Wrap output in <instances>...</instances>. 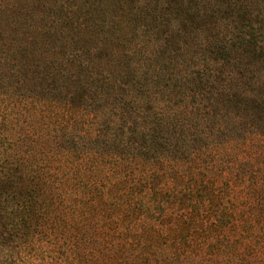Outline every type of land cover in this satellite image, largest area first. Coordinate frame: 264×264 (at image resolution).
Segmentation results:
<instances>
[{
    "label": "trees",
    "instance_id": "1",
    "mask_svg": "<svg viewBox=\"0 0 264 264\" xmlns=\"http://www.w3.org/2000/svg\"><path fill=\"white\" fill-rule=\"evenodd\" d=\"M247 1L215 2L242 28L264 12V0ZM259 32L238 44L258 61L213 65L208 56L189 65L197 77L187 79L122 77L86 46L91 64L80 54L67 64L69 95L58 86L62 63L40 58L11 69L0 83V182L12 193L0 192V214L16 251L0 264H264ZM52 47V55L64 51ZM36 74L37 89L53 88L23 93ZM115 90L106 111L100 94ZM14 106L37 107L36 137L17 130Z\"/></svg>",
    "mask_w": 264,
    "mask_h": 264
},
{
    "label": "rangeland",
    "instance_id": "2",
    "mask_svg": "<svg viewBox=\"0 0 264 264\" xmlns=\"http://www.w3.org/2000/svg\"><path fill=\"white\" fill-rule=\"evenodd\" d=\"M201 1L0 0V83L6 81L11 69L22 71L27 62L35 60L39 63V59L44 58L47 64L56 62L66 65L64 69L62 67L64 73L59 74L58 86L62 94L69 95L71 92L64 84L68 80L65 74L73 67L67 64L78 54L84 63L91 64L83 56L85 46L101 54L97 61L102 66L117 71L122 77L127 74L172 76L175 79L197 77L189 65H195V62L200 64L208 56L213 65L224 64L227 60L230 63L258 61L260 57L252 58L239 51L241 48L238 44L245 33L260 27L263 33L258 34V44L264 50V12L252 13L253 27L247 25L241 28L228 15L220 12L215 2L217 0ZM251 3L252 0L245 2L248 7H251ZM195 6L199 7L197 15L194 14ZM187 7L193 12L192 15L182 12ZM57 32L60 34H55ZM57 35L59 40L54 43ZM74 41H78V44H74ZM54 45L57 46L55 48L63 47L64 51L56 56L50 54V48ZM222 46L232 54L226 55ZM126 63L129 66H125ZM250 74L245 73L243 79L246 80ZM74 76L72 73L71 77ZM236 76L240 78L241 75ZM92 79L89 77L88 81ZM40 80L41 76L34 75V79L22 86L25 90L23 93L36 90L37 94L42 89L49 91L53 88L48 81L43 88L37 89ZM88 81H84L85 85L91 83ZM119 94L117 90L111 94L101 93V107L106 111L112 110L114 97ZM87 97L88 93L85 92L84 99ZM12 109L9 118L15 119L17 130L21 134L28 133L26 138L36 137L37 107L32 106V111L25 106H14ZM32 130L34 134L29 135ZM30 149L35 151L32 160H37V144ZM48 153L45 157L49 158ZM0 192H6L7 196L12 193L1 182ZM5 216L4 213L0 214V259L8 258L11 252L16 251L11 247L16 243L13 240L9 242L11 236L6 231L9 218ZM34 242H37V238ZM23 245L19 249L20 254H23Z\"/></svg>",
    "mask_w": 264,
    "mask_h": 264
}]
</instances>
